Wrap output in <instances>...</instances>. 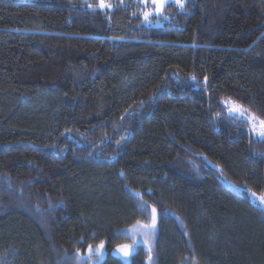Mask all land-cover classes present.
<instances>
[{"label": "trees", "instance_id": "16d2710c", "mask_svg": "<svg viewBox=\"0 0 264 264\" xmlns=\"http://www.w3.org/2000/svg\"><path fill=\"white\" fill-rule=\"evenodd\" d=\"M100 2L0 0V264H264V0Z\"/></svg>", "mask_w": 264, "mask_h": 264}, {"label": "rangeland", "instance_id": "374dc122", "mask_svg": "<svg viewBox=\"0 0 264 264\" xmlns=\"http://www.w3.org/2000/svg\"><path fill=\"white\" fill-rule=\"evenodd\" d=\"M139 1H141L143 3V0H139ZM184 1L185 0H180V2H182V3H184ZM168 3H170V2H167V0H166V4H168ZM173 3L179 5V3H176V2H173ZM153 15H156V14H153ZM153 15H151V16H153ZM149 18L145 19V16H144V19H145L146 23L153 24L152 21ZM247 112L251 116L255 117L248 110H247ZM256 121H257V129H256V131L252 130V125L250 123H248L249 127H250V129L252 130L253 134L256 137L264 138V137H261L260 134H259L260 128H259V123L258 122L262 121V120H259L258 118H256ZM224 184L230 189H235V187H236L233 184H231L230 182H228L227 180L225 181ZM256 196L260 197V196H264V194H262V195L256 194ZM251 200L255 204L260 205V206H262L264 208V204H261L258 199H254L252 195H251ZM152 209L153 208L151 207L150 208V215H149L148 222H146V223L145 222H137L135 225H133V226L129 227L128 229H126V234L128 235V239L129 240L127 242H124V243L116 246L114 249L110 250L111 254L116 256L117 258H119L124 264H129L131 255L137 250L138 247H142L148 253V256H147V258L145 260V264H152V255H153V251H154V248H155L156 227H157V220H158L157 212H156L155 228L152 229L151 228V225H152ZM145 225H148L149 227H144ZM125 244L130 245L132 247L131 254L127 258H125L122 253L117 251V249L121 245H125ZM95 248L96 247L92 248L93 251L91 253L88 251L87 258L91 261V263L99 264L103 260V258L107 255V250L105 249V246H104V248L102 249V252L101 253H97V252H95ZM149 249H150V251H149Z\"/></svg>", "mask_w": 264, "mask_h": 264}, {"label": "snow or ice", "instance_id": "6c2138e0", "mask_svg": "<svg viewBox=\"0 0 264 264\" xmlns=\"http://www.w3.org/2000/svg\"><path fill=\"white\" fill-rule=\"evenodd\" d=\"M167 2H176L179 3V6L183 8V3L180 2V0H167ZM145 11H144V16L145 19H148L151 15L156 14V15H162L163 9L166 6V0H143ZM151 6V11H149V7ZM100 7H110V5H107L104 3V0H101ZM195 79V78H193ZM229 115L233 119H239L242 122H247L252 125V130L256 131L257 129V121L256 118L251 116L247 110L240 104H237L234 101H225L223 102ZM259 128H260V136L264 137V121H259ZM254 199H258L261 204H264V196L257 197L255 193L251 194ZM155 220H156V209H152V225L151 228H155ZM144 227H149L148 225H145ZM104 248V244L101 243L95 248V252L101 253L102 249ZM93 251L92 246H89V252L91 253ZM118 252L122 253L125 258H127L132 251V247L130 245H121L118 249ZM150 251V249H149Z\"/></svg>", "mask_w": 264, "mask_h": 264}]
</instances>
